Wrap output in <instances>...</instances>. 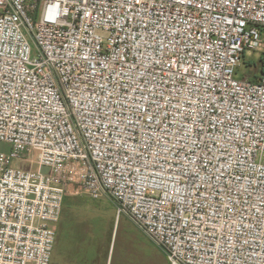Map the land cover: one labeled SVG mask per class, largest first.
Masks as SVG:
<instances>
[{
  "label": "built area",
  "instance_id": "2783aa9c",
  "mask_svg": "<svg viewBox=\"0 0 264 264\" xmlns=\"http://www.w3.org/2000/svg\"><path fill=\"white\" fill-rule=\"evenodd\" d=\"M0 144V264H51L69 191L168 264H264V0H0Z\"/></svg>",
  "mask_w": 264,
  "mask_h": 264
},
{
  "label": "rangeland",
  "instance_id": "374dc122",
  "mask_svg": "<svg viewBox=\"0 0 264 264\" xmlns=\"http://www.w3.org/2000/svg\"><path fill=\"white\" fill-rule=\"evenodd\" d=\"M254 58H242L238 78L258 76L261 63ZM16 166L36 168L25 161ZM66 240L67 250L62 255L59 252L53 264H168L165 254L128 216L116 218L114 204L106 198L93 200L83 191L65 195L55 246Z\"/></svg>",
  "mask_w": 264,
  "mask_h": 264
},
{
  "label": "crops",
  "instance_id": "0c3cea01",
  "mask_svg": "<svg viewBox=\"0 0 264 264\" xmlns=\"http://www.w3.org/2000/svg\"><path fill=\"white\" fill-rule=\"evenodd\" d=\"M55 245H56V241H55ZM68 246L69 244L66 240L65 242H63V244H58L57 246L54 247L52 258H51V264H53L55 257L58 255V253L60 252V254L62 255L64 251L67 250Z\"/></svg>",
  "mask_w": 264,
  "mask_h": 264
},
{
  "label": "trees",
  "instance_id": "16d2710c",
  "mask_svg": "<svg viewBox=\"0 0 264 264\" xmlns=\"http://www.w3.org/2000/svg\"><path fill=\"white\" fill-rule=\"evenodd\" d=\"M251 79H252L253 81H255V80L257 79V76H255V77H251ZM63 205H64V203H63Z\"/></svg>",
  "mask_w": 264,
  "mask_h": 264
}]
</instances>
